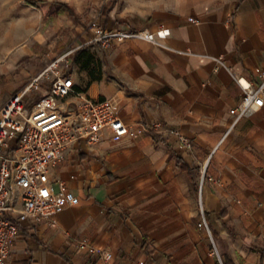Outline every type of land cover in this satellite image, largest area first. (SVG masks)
I'll return each mask as SVG.
<instances>
[{
  "label": "crops",
  "instance_id": "1",
  "mask_svg": "<svg viewBox=\"0 0 264 264\" xmlns=\"http://www.w3.org/2000/svg\"><path fill=\"white\" fill-rule=\"evenodd\" d=\"M127 15L115 7L99 25L169 35L102 46L82 33L83 57L67 79L113 99L128 131L75 143L59 175L79 204L58 211L54 225L20 220L7 264H224V253L230 264H264V107L233 113L243 93L234 75L259 84L264 74V0H162L148 15ZM3 34L0 107L33 74L18 61L27 50L13 52ZM219 55L228 69L214 70L209 56ZM155 120L191 145L147 130Z\"/></svg>",
  "mask_w": 264,
  "mask_h": 264
},
{
  "label": "built area",
  "instance_id": "2",
  "mask_svg": "<svg viewBox=\"0 0 264 264\" xmlns=\"http://www.w3.org/2000/svg\"><path fill=\"white\" fill-rule=\"evenodd\" d=\"M168 35L169 29L163 27L150 32L95 25L90 42L102 46L127 40L160 44ZM67 55L55 58L0 107V264H7L20 220H48L54 225L53 216L58 211L79 204V197L59 175V167L75 143L80 139L97 142L108 130L125 134L129 128L118 115L113 99H94L69 83L65 70L59 69L68 66ZM209 57L215 63V71L221 67L228 69L222 55ZM261 77L259 84H253L243 76L234 75L243 92L233 109L236 118L264 107V74ZM40 78L50 80L48 91L29 103L24 96L31 87L39 85ZM146 128L158 135L175 134L183 145H191L188 138L161 120L149 123ZM205 174L206 165L201 171V181ZM78 245L99 253L103 260L112 258L110 251L86 241H78Z\"/></svg>",
  "mask_w": 264,
  "mask_h": 264
},
{
  "label": "rangeland",
  "instance_id": "3",
  "mask_svg": "<svg viewBox=\"0 0 264 264\" xmlns=\"http://www.w3.org/2000/svg\"><path fill=\"white\" fill-rule=\"evenodd\" d=\"M161 2L162 0H0V42L5 38V30L9 29L10 42L16 45L13 52L27 50L28 54H23L18 60L33 72L24 86L26 87L50 62L68 53V66H59L60 71L65 70L67 74L83 57L80 35L86 33L92 38L95 25L100 24L98 17L108 16L115 7L118 13H126L129 18L138 17V14L148 15L161 5ZM60 4L69 6L74 15L69 14L67 10L57 12ZM35 20L37 22L33 32L27 34L26 23ZM49 86L48 78H40L39 85L27 91L25 100H36Z\"/></svg>",
  "mask_w": 264,
  "mask_h": 264
},
{
  "label": "trees",
  "instance_id": "4",
  "mask_svg": "<svg viewBox=\"0 0 264 264\" xmlns=\"http://www.w3.org/2000/svg\"><path fill=\"white\" fill-rule=\"evenodd\" d=\"M110 9V8H109ZM108 9V10H109ZM68 11V13L69 14H71V15H74V12H73V10H71V8L69 7V6H67L66 4H60L59 6H58V9H57V12H64V11ZM45 93H47V92H45ZM44 93V94H45ZM204 213V216H206V212H203ZM224 257H225V260H224V264H230V262H231V259L227 256V254L226 253H224Z\"/></svg>",
  "mask_w": 264,
  "mask_h": 264
}]
</instances>
